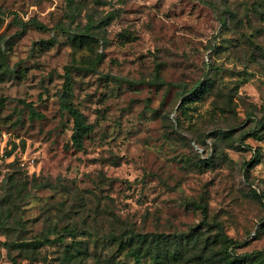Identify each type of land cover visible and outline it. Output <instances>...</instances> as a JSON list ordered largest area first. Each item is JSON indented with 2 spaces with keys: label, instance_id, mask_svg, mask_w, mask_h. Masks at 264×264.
Returning <instances> with one entry per match:
<instances>
[{
  "label": "rangeland",
  "instance_id": "1",
  "mask_svg": "<svg viewBox=\"0 0 264 264\" xmlns=\"http://www.w3.org/2000/svg\"><path fill=\"white\" fill-rule=\"evenodd\" d=\"M0 138V264H264V0H0Z\"/></svg>",
  "mask_w": 264,
  "mask_h": 264
},
{
  "label": "trees",
  "instance_id": "2",
  "mask_svg": "<svg viewBox=\"0 0 264 264\" xmlns=\"http://www.w3.org/2000/svg\"><path fill=\"white\" fill-rule=\"evenodd\" d=\"M208 89H209V85L208 86L201 85V86L196 87L193 90V93L203 92ZM62 91L63 92H62L61 107L62 109L67 111V113L72 118V122H73V128H72L70 140H71L72 145L75 148L79 149L83 144L84 137L91 131V125L84 120L83 114L75 106H73L71 102L72 86H71V79L69 77V72H66L65 74V80L63 83ZM191 99H194V98H188V100H191ZM29 110H30L31 117H41L42 116L40 112L35 111L33 108H30ZM254 135H256V132ZM262 137L263 136H258L259 139H261ZM205 159L208 160L209 158L206 157ZM197 207L201 210L202 214L204 215L206 214L205 206L201 204H197ZM58 237L62 238V236H58ZM175 237L178 238V242H181L182 238L185 236L182 235V236H175ZM171 239L172 237L166 234H156V233L131 234L128 239L129 242L127 243V246L131 247V249H129V251H127L126 254H128L136 262H138L140 261L142 257V248L146 247L147 249H152V258L154 260L159 261L160 259H162L161 260L162 262L164 258L169 257V255H171V257L174 258V256H176L177 253H179V250H176V252L169 254V247L171 246ZM44 241L50 242L52 240H48L47 238H45ZM226 244H227V247L229 248L231 247V249L234 250L233 247L235 244H233V242L230 241L228 238H226ZM120 246H122V242H120ZM260 254L261 253L259 252H256L255 254L245 253L235 258L236 260L240 259L241 261H246L247 263H250L252 259H254L256 256H259ZM233 262L230 261L229 264H232ZM172 264H177V263L175 262Z\"/></svg>",
  "mask_w": 264,
  "mask_h": 264
},
{
  "label": "built area",
  "instance_id": "3",
  "mask_svg": "<svg viewBox=\"0 0 264 264\" xmlns=\"http://www.w3.org/2000/svg\"><path fill=\"white\" fill-rule=\"evenodd\" d=\"M3 147H5V144L3 143V140L0 138V153H3Z\"/></svg>",
  "mask_w": 264,
  "mask_h": 264
}]
</instances>
